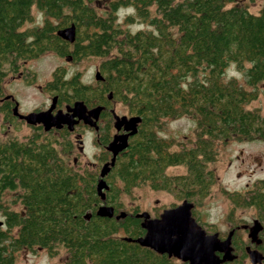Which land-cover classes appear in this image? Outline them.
<instances>
[{
	"label": "trees",
	"instance_id": "trees-1",
	"mask_svg": "<svg viewBox=\"0 0 264 264\" xmlns=\"http://www.w3.org/2000/svg\"><path fill=\"white\" fill-rule=\"evenodd\" d=\"M93 1L0 0V112L5 119L14 116L13 100L3 93L4 77L17 72L19 61L45 51L74 60L104 58L98 66L102 79L94 86L83 84L77 74L65 77L61 67L43 86L60 102L103 105V144L111 138L106 109L113 101L140 117L137 132L104 177L108 188L103 200L95 190L98 171H78L64 157L71 148L65 128L55 135L35 126L23 140L0 141V196L15 191L22 206L11 210L0 198V264H13L22 247H42L55 255L57 246L67 253L62 264H188L133 241L145 232L136 207L118 219L97 216L95 210L106 203L118 214L123 209L121 193L130 194L140 184L200 203L214 183L207 166L215 159L216 140L264 141V114L245 107L264 81V5L251 13L234 0H108L107 10L99 14ZM127 5L152 30L121 28L115 12ZM32 6L43 12L44 20L23 28L31 20ZM71 23L75 39L68 42L56 30ZM229 64L243 71L251 89L233 77L223 79ZM180 115L196 117L195 139L190 146L172 150L174 141L156 131L163 119ZM109 158L106 151L98 157L100 162ZM179 164L184 174L166 173L167 167ZM225 193L233 207L256 209L264 235L262 182L242 194ZM231 246L236 257L221 264H237L247 256L235 230ZM256 247L264 253V240Z\"/></svg>",
	"mask_w": 264,
	"mask_h": 264
},
{
	"label": "rangeland",
	"instance_id": "rangeland-1",
	"mask_svg": "<svg viewBox=\"0 0 264 264\" xmlns=\"http://www.w3.org/2000/svg\"><path fill=\"white\" fill-rule=\"evenodd\" d=\"M233 3L243 4L251 13H257L264 5V0H234ZM108 0H95L92 7L99 14L107 10ZM31 20L23 24V28L40 25L44 20L43 12L31 7ZM131 16V21L126 17ZM115 19L118 25L130 32L138 29L152 30V27L145 21L137 18L132 6H120L115 12ZM103 57L88 56L82 60L68 61L54 51H45L38 57L19 61L17 71L22 73L19 79H15V72H8L3 79V93L9 95L18 105V112L26 114L36 108L48 106L53 96L43 89L47 81L52 78L55 68L61 67L65 77L78 75V79L85 85L94 86L96 81L94 73L103 60ZM247 65V64H246ZM235 78L244 88L251 89L244 79L243 71L229 64L224 73L223 79ZM257 96L245 107L256 109L264 114V81L256 86ZM111 109L118 115H129L127 108L121 102L113 101ZM112 123V122H111ZM105 120L102 125L104 126ZM196 117L192 115H180L162 120L157 128V135L174 141L172 150H178L182 146H190L195 139ZM34 129L17 118L5 119L0 112V141L10 138L23 140L33 133ZM114 129L112 128V133ZM96 132L91 128L83 130L84 152H79L74 141V136L69 139L74 142L73 153L64 156L71 167L78 171L92 168L98 171V155L100 147L95 144ZM56 135V134H55ZM215 159L208 164L207 168L214 174V183L210 187L208 195L200 202L192 201L194 215L193 219L207 233L217 232L222 238L230 229H235L237 235L242 238L244 247H253L250 242L248 228L253 221L258 219L256 209L253 207H233L225 192L243 193L246 189L254 188L260 181L264 187V141L258 139H236L216 140L214 142ZM63 155V153H62ZM76 163H73V158ZM76 164V165H75ZM96 166V167H95ZM98 166V167H97ZM95 167V168H94ZM94 168V169H93ZM169 175H180L185 173L183 165H173L166 168ZM1 202L11 210L20 211L21 204L16 200V192L6 190L0 196ZM120 201L123 205L121 211H131L136 207L138 212L146 211L150 217L160 213L163 209L180 204L182 200L176 199L164 190H153L147 184H140L134 187L130 194L121 193ZM259 220V219H258ZM261 222V221H260ZM0 227H3V216L0 212ZM219 236V237H220ZM220 237V238H221ZM259 237L264 240V235L259 232ZM67 257L65 249L57 246L55 255H49L42 247H22L15 252L13 264H62ZM252 264L246 256L240 263ZM260 264V263H259Z\"/></svg>",
	"mask_w": 264,
	"mask_h": 264
},
{
	"label": "water",
	"instance_id": "water-1",
	"mask_svg": "<svg viewBox=\"0 0 264 264\" xmlns=\"http://www.w3.org/2000/svg\"><path fill=\"white\" fill-rule=\"evenodd\" d=\"M56 35L68 42H73L75 39L74 24L71 23L57 29ZM94 78L95 80L102 79L98 70L95 71ZM56 98L55 95L51 97L50 104L45 110L21 114L15 102L11 111L14 116L24 120L28 125H41L44 131H48L51 127L60 129L62 125L72 130L79 120L97 128L95 120L103 108L101 105L87 109L83 101L75 100L71 105L66 106L64 112L57 109L52 113ZM110 113L113 118L112 127L115 130L105 145V149L110 152V158L101 164L95 184L96 193L101 200L104 199L105 190L108 188L104 177L114 165L116 156L127 147L129 137L137 132V125L140 121L138 115H118L113 109ZM119 130L122 132H118ZM192 206L191 201L184 199L180 204L163 209L157 217H150L146 211L136 213L135 216L141 219L140 226L145 232L133 241L156 253L172 256L188 264H221L233 260L236 257L231 246V236L234 230L230 229L224 238H220L217 232L207 233L191 216ZM95 213L100 217H115L116 219L125 215L123 211L114 215L113 207L105 203L99 204ZM262 227L261 222L256 219L248 228L247 236L254 246L247 245L245 252L252 264H259L264 260V254L256 247L261 243L259 232Z\"/></svg>",
	"mask_w": 264,
	"mask_h": 264
},
{
	"label": "flooded vegetation",
	"instance_id": "flooded-vegetation-1",
	"mask_svg": "<svg viewBox=\"0 0 264 264\" xmlns=\"http://www.w3.org/2000/svg\"><path fill=\"white\" fill-rule=\"evenodd\" d=\"M66 60H68V61H71V62H73V61H76V60H74L71 56H63ZM88 57V56H87ZM84 58H86V57H80L78 60L80 61V60H82V59H84ZM98 71H99V69H97ZM16 73V75L15 76H12L13 78H17V79H19L21 76H22V73H20L19 71H17V72H15ZM95 79V78H94ZM95 81H97V80H95ZM52 95H54V94H52ZM56 96V95H55ZM57 97V96H56ZM11 98V97H10ZM12 99V98H11ZM13 100V99H12ZM14 103H15V101L13 100V105H14ZM50 104V103H49ZM72 104V103H71ZM71 104H68V103H65V102H60V101H58L57 100V98H56V101H55V107H54V109L52 110V113H54L57 109H60L61 111H65L66 109V106L67 105H71ZM49 106V105H48ZM48 106H45V107H42V108H36V109H34V110H31V111H40V110H45ZM86 106V105H85ZM94 106H96V105H93V106H90V107H87L86 106V108L87 109H90V108H92V107H94ZM103 108L100 110V112H99V114H98V117H97V119L95 120V123H96V126H97V128L95 129V128H93V127H91V126H89V125H87V124H85V123H83L81 120H79L76 124H74V126H73V129L72 130H68L67 129V127H66V125H62L61 126V128L60 129H56V128H53V127H51L48 131L49 132H52L53 134H56L59 130H64V128L67 130V135L69 136V135H73L74 136V141L76 142V147H77V149L79 150V152H84V148H85V146H84V142H83V130H85V129H93L95 132H96V134H95V140H94V142H95V144L97 145V147H100V151H99V155H98V157H100V155H101V153L103 152V151H106V152H108V154H109V156H110V152L109 151H107L106 149H105V145L106 144H103L102 142H101V139H100V137H101V135H102V132H103V128H104V126L107 124V121H106V118H107V116L104 114V111H105V107L103 106V105H101ZM17 109H18V105H17ZM106 110H108V112L110 113V110H111V108H108V109H106ZM30 112V111H29ZM13 115V114H12ZM110 115H111V113H110ZM14 116V115H13ZM126 116H130V114L129 115H126ZM15 118H17L18 120H20V121H24V120H22V119H19L18 117H16V116H14ZM13 117V118H14ZM103 120H105V124H104V126L102 125V122H103ZM113 121V118H112V115H111V122ZM29 126H31V127H35V126H40L41 127V129L43 130V128H42V126L41 125H39V124H36V125H29ZM111 128H113L112 127V123H111ZM114 129V128H113ZM44 131V130H43ZM48 131H44V132H48ZM118 132H122V130H119ZM113 133H115V130H114V132ZM112 129H111V132H110V136H112ZM69 138V137H68ZM130 138V137H129ZM111 139V138H110ZM70 140V143H71V148H70V151H69V153H65L64 154V156H66L67 154H70V153H73V151H74V142L71 140V139H69ZM99 160V159H98ZM106 161V160H105ZM104 161V162H105ZM73 163H76V158L74 157L73 158ZM102 164L103 162H100L99 161V163L98 162H96L95 163V165H99V164ZM76 165V164H75ZM96 167V166H95ZM94 167V168H95ZM98 167V166H97ZM93 168V169H94ZM87 170H90V169H92V168H86ZM85 170V169H84ZM83 171V170H82ZM92 171V170H91ZM264 183V182H263ZM106 204V203H105ZM108 205V204H107ZM159 215V214H158ZM155 217H157V216H155ZM261 224H262V222H261ZM263 226V225H262ZM263 228V227H262ZM235 230V229H234ZM222 238V237H221ZM251 247V246H250ZM259 250V249H258ZM264 254V253H263ZM260 264H263L262 262L260 263Z\"/></svg>",
	"mask_w": 264,
	"mask_h": 264
}]
</instances>
